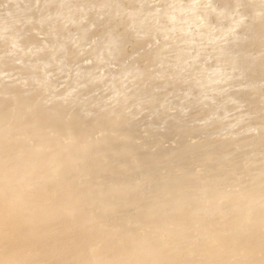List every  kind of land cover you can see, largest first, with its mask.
<instances>
[{"label": "bare ground", "instance_id": "1", "mask_svg": "<svg viewBox=\"0 0 264 264\" xmlns=\"http://www.w3.org/2000/svg\"><path fill=\"white\" fill-rule=\"evenodd\" d=\"M0 264H264V0H0Z\"/></svg>", "mask_w": 264, "mask_h": 264}]
</instances>
